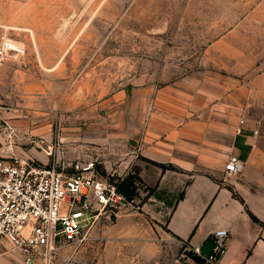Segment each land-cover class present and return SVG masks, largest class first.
I'll return each mask as SVG.
<instances>
[{
    "label": "rangeland",
    "instance_id": "1",
    "mask_svg": "<svg viewBox=\"0 0 264 264\" xmlns=\"http://www.w3.org/2000/svg\"><path fill=\"white\" fill-rule=\"evenodd\" d=\"M231 7V0H0V36L25 46L22 56L0 64L7 66L0 84L16 109V125L43 140L37 149L51 150L67 170L78 155H91L102 175L117 177L106 172L104 161L115 158L112 166H119L121 148L134 144L158 90L185 78L198 81L201 73L216 71V61L238 54L207 47L216 39L214 13ZM138 186L136 201L159 210V200H148V190ZM160 199L167 205L173 197L161 192ZM144 218L145 239L160 238L157 218ZM114 220L101 215L97 222ZM104 242L87 239L60 248L53 264H72L78 251H103ZM96 262L92 256L76 264ZM0 264H23V257L4 244Z\"/></svg>",
    "mask_w": 264,
    "mask_h": 264
},
{
    "label": "crops",
    "instance_id": "2",
    "mask_svg": "<svg viewBox=\"0 0 264 264\" xmlns=\"http://www.w3.org/2000/svg\"><path fill=\"white\" fill-rule=\"evenodd\" d=\"M231 4V11L214 13L216 39L207 47L238 54L230 62L216 61V71L201 73L198 81L185 78L158 90L134 144L121 148L119 166H112L115 158L104 161L106 172L118 176L137 166L142 184L154 188L147 199L159 200L160 209L144 202L141 211L125 213L111 225L96 221L88 236L90 241L104 239L103 251H78L72 264L92 256L95 264H169L179 240L209 253V235L218 228L229 231L221 264H264V225L251 217L264 222V138L254 133L264 126V0H231ZM6 68L0 67V77ZM15 110L0 84V156L60 162L51 150L37 149L43 140L32 139L29 129L16 125ZM231 154L243 161L239 173L224 171ZM60 164L67 163L62 159ZM161 192L173 200L166 205ZM145 214L163 226L160 238L148 234L145 239Z\"/></svg>",
    "mask_w": 264,
    "mask_h": 264
},
{
    "label": "built area",
    "instance_id": "3",
    "mask_svg": "<svg viewBox=\"0 0 264 264\" xmlns=\"http://www.w3.org/2000/svg\"><path fill=\"white\" fill-rule=\"evenodd\" d=\"M25 46L0 36V64L12 55L22 56ZM9 132L12 128L5 123ZM254 133L264 138V126ZM96 158H78L71 171L56 158L42 164L31 157L0 156V247L17 249L23 264H53L56 251L78 247L89 239L88 232L98 217L117 218L139 212L141 205L117 189V178L102 175ZM243 161L229 155L224 171L236 174ZM229 231L213 230L211 248L204 253L199 245L179 240L171 264H221Z\"/></svg>",
    "mask_w": 264,
    "mask_h": 264
},
{
    "label": "trees",
    "instance_id": "4",
    "mask_svg": "<svg viewBox=\"0 0 264 264\" xmlns=\"http://www.w3.org/2000/svg\"><path fill=\"white\" fill-rule=\"evenodd\" d=\"M156 164L162 169H166V168L174 169V166L171 164H163V163H156ZM115 178H117V183H116L117 189L123 194H125L128 199H133L134 197L138 196V189H139L138 183H141L142 180L134 169L128 171L122 177L120 176L111 177V179H115ZM144 187L145 189L148 190V193H147L148 195L151 194V192L154 190V188H151L148 186H144ZM232 192L234 196H237V194L234 191ZM182 195L183 193H180L179 197ZM251 217L254 221L260 223L261 225H264V222L258 220L252 214H251Z\"/></svg>",
    "mask_w": 264,
    "mask_h": 264
}]
</instances>
